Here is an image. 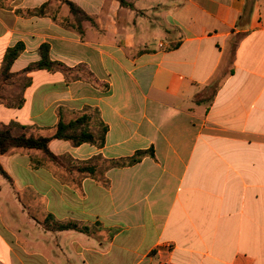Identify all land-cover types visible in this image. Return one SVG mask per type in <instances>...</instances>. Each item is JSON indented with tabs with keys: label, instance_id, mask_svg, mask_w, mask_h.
Masks as SVG:
<instances>
[{
	"label": "crops",
	"instance_id": "0c3cea01",
	"mask_svg": "<svg viewBox=\"0 0 264 264\" xmlns=\"http://www.w3.org/2000/svg\"><path fill=\"white\" fill-rule=\"evenodd\" d=\"M124 2L0 0V71L24 45L1 126L50 137L87 114L103 145L54 139L53 154L153 151L98 178L0 156V264H264V0ZM43 44L66 71L23 74Z\"/></svg>",
	"mask_w": 264,
	"mask_h": 264
},
{
	"label": "trees",
	"instance_id": "16d2710c",
	"mask_svg": "<svg viewBox=\"0 0 264 264\" xmlns=\"http://www.w3.org/2000/svg\"><path fill=\"white\" fill-rule=\"evenodd\" d=\"M122 4H125L124 0H119ZM73 13L79 12L72 3L67 2ZM40 12V11H39ZM24 50L22 43H17L15 46L9 48L4 56L3 66L0 71V90L3 89L4 83L13 78L15 75L10 73V69L14 61L20 56ZM41 59L22 71L23 74L30 73L34 70L47 69L57 70L66 68L58 62H53L49 55V45L43 44L39 49ZM70 70V69H67ZM19 126L17 124H11L9 126L0 125V156L8 155L14 150L25 149L35 150L40 152L46 161L52 162L57 165H63L64 160L71 162V166L74 165L77 171L81 173L89 174L95 178H98L99 173H103L106 170L112 168H121L133 165L139 162L143 157L147 155L153 156V151H137L135 155L120 160H104L101 156L96 157L93 161L76 162L70 157L56 156L49 149V143L54 139H61L71 142L74 146H79L83 143H92L98 146L103 145V135L97 137L91 131V120L87 114H83L76 119L65 123L62 120L57 125L56 132L50 137L35 136L33 134L28 135L26 132L16 133ZM22 129L24 127H21ZM105 130V128H104ZM40 162H35L36 166H39ZM69 169V168H68ZM0 173L6 178H9L7 173L0 165ZM50 219V217H49ZM49 219L44 222V225L51 227ZM54 228L57 230H77L83 233H89L90 228L88 226L79 225L76 222H58L54 224Z\"/></svg>",
	"mask_w": 264,
	"mask_h": 264
},
{
	"label": "rangeland",
	"instance_id": "374dc122",
	"mask_svg": "<svg viewBox=\"0 0 264 264\" xmlns=\"http://www.w3.org/2000/svg\"><path fill=\"white\" fill-rule=\"evenodd\" d=\"M85 74V73H84ZM24 82V81H23ZM23 82H19V86H22ZM15 100V98H14ZM16 133H22V131H20L18 128L16 130ZM65 164V166L70 167L71 166V162H69L67 159L63 161V165Z\"/></svg>",
	"mask_w": 264,
	"mask_h": 264
}]
</instances>
